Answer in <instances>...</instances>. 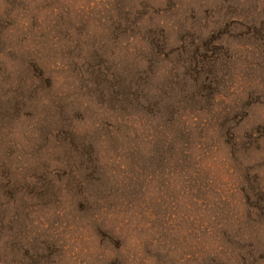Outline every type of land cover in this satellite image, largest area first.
Here are the masks:
<instances>
[{
	"label": "rangeland",
	"instance_id": "374dc122",
	"mask_svg": "<svg viewBox=\"0 0 264 264\" xmlns=\"http://www.w3.org/2000/svg\"><path fill=\"white\" fill-rule=\"evenodd\" d=\"M0 264H264V0H0Z\"/></svg>",
	"mask_w": 264,
	"mask_h": 264
}]
</instances>
